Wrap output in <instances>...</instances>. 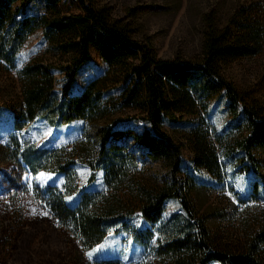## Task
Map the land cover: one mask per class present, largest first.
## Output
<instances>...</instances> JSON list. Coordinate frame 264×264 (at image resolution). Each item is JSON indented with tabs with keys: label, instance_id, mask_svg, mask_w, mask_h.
<instances>
[{
	"label": "rangeland",
	"instance_id": "374dc122",
	"mask_svg": "<svg viewBox=\"0 0 264 264\" xmlns=\"http://www.w3.org/2000/svg\"><path fill=\"white\" fill-rule=\"evenodd\" d=\"M93 2L139 44L149 46L164 60L199 64L213 32L236 33L241 28H254L263 36L261 53L227 62L222 75L264 112V0ZM16 6L21 7L20 2ZM64 10L81 12L70 4ZM26 13L36 18L52 16L46 0L31 1L25 7ZM75 58V53L64 54L48 40L44 28L30 34L18 47L12 65L0 57V264H164L158 249L173 238L195 232L199 221L209 229L212 248L232 254L246 253L251 240L264 233V198L254 195L255 177L252 173H239L233 161L225 157L221 181L194 164L191 134L194 128L201 132L208 130L219 152L222 147L216 138L227 144L247 134L244 116L240 111L229 110L224 91L209 102H198L192 114L165 117L163 129L181 147L177 188L187 196L192 215L184 210L180 199L171 198L154 224L145 220L141 208L146 191L157 192L173 183L171 168L165 162L146 158L145 148L128 138L117 143L125 161L121 184H108L105 171L95 168L99 163L101 128L137 133L151 128L142 109L123 107L124 80L120 72L109 71L95 49L91 50L90 61L80 68L71 93L80 95L89 83L109 71V78L101 87V111H97L98 117L102 112V118L76 119L65 124L43 111L25 131L13 130L12 108L20 102L24 87L22 70L37 62L52 65L55 91L61 98L67 81L62 68L73 66ZM30 150L45 161L37 171H31L22 161L23 153ZM70 160L74 162L72 169L67 173L61 171L59 166H67ZM3 174L19 177L23 189L9 191ZM50 189L55 195L63 194L70 205L83 193H117L124 200L125 210L104 241L82 253L46 210H31L35 208L33 205L37 206L34 200L44 191L49 192L47 196L53 195ZM32 200L33 204H27ZM262 260L264 264V247Z\"/></svg>",
	"mask_w": 264,
	"mask_h": 264
},
{
	"label": "trees",
	"instance_id": "16d2710c",
	"mask_svg": "<svg viewBox=\"0 0 264 264\" xmlns=\"http://www.w3.org/2000/svg\"><path fill=\"white\" fill-rule=\"evenodd\" d=\"M31 1L0 0V57L12 65L18 47L30 34L44 28L48 40L57 44L64 54L75 53L76 58L73 66L62 68L67 81L61 98L55 91L52 65L37 62L22 70V97L18 105L12 108L14 131H25L43 111L57 116V120L65 124L76 119L102 118V112L97 116V111H101V87L106 84L109 71L115 69L120 72V78L126 85L123 87V107L142 109L151 128L142 133L101 128L98 132L99 163L95 168L100 167L105 171L108 184H121L125 161L119 152L122 148L117 143L128 138H133L145 148L146 158L165 162L171 168L173 183L157 192L146 191L145 203L141 208L145 220L154 224L163 213L165 202L171 198L180 199L184 210L192 215L187 196H183L177 188V174L182 163L181 147L163 129L165 117L192 114L198 102H209L224 91L229 110L240 111L244 116L247 134L227 144L220 137L216 138L222 147V152H219L208 130L201 132L194 128L191 133L194 164L221 181L224 177L222 157H225L233 161L239 173L253 174L254 195L264 198V112L250 103L222 75V67L227 62L261 53L263 36L260 32L248 27L236 33L213 32L205 43L204 58L199 64L164 60L152 48L133 39L125 28L111 20L108 13L96 8L93 0H46L51 18L25 14V7ZM19 2L21 7L16 6ZM68 4L76 5L81 12L65 11ZM92 49L100 54L109 71L104 77L89 83L80 95H73L71 92L78 72L90 61ZM205 120L209 125L208 119ZM37 154L30 150L22 155L23 163L31 171H37L45 162L42 158L38 159ZM73 163L70 160L67 166L59 167L67 173ZM5 175L2 177H6L4 183L8 181L9 191L23 189L20 188L19 177ZM44 192L37 196L35 203L32 200L27 204L37 205H33V211L46 210L82 253L101 244L110 230L118 225V217L125 210L124 200L117 193H83L75 204L70 205L63 194L55 195L52 192L53 195L47 196L49 192ZM26 197L27 201L28 194ZM139 241L145 245L144 240ZM210 243L209 229L199 221L195 232L169 240L158 249V255L164 264H263L264 233L251 240L246 253H226L212 248ZM169 259L170 262H167Z\"/></svg>",
	"mask_w": 264,
	"mask_h": 264
},
{
	"label": "snow or ice",
	"instance_id": "6c2138e0",
	"mask_svg": "<svg viewBox=\"0 0 264 264\" xmlns=\"http://www.w3.org/2000/svg\"><path fill=\"white\" fill-rule=\"evenodd\" d=\"M89 255H91V254H89Z\"/></svg>",
	"mask_w": 264,
	"mask_h": 264
}]
</instances>
